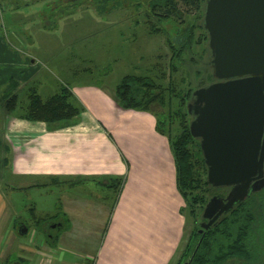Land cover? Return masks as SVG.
Returning <instances> with one entry per match:
<instances>
[{"label": "crops", "instance_id": "0c3cea01", "mask_svg": "<svg viewBox=\"0 0 264 264\" xmlns=\"http://www.w3.org/2000/svg\"><path fill=\"white\" fill-rule=\"evenodd\" d=\"M84 1L0 0V264H74V252L60 250L75 242L94 244L88 250L91 264H179L190 217L171 139L158 128L154 111L121 106L114 94L119 82L97 85L80 77L93 64L110 65L101 59L113 46L87 45L91 30L117 31L127 19L131 27L140 24L132 22L131 11L119 16L114 0L109 9L88 12L82 11ZM117 34L124 47L125 35ZM86 51L105 55L87 62ZM11 78L19 82L23 104L7 113L3 98ZM63 85L84 106L79 117L52 125L25 117L30 92L46 98ZM117 178H124L119 193ZM89 183L102 190L88 189ZM54 185L62 190L60 206L52 211L31 195L32 218L19 223L28 227L21 234L18 201L7 190L43 195ZM85 203L102 213L94 230L78 229L76 213Z\"/></svg>", "mask_w": 264, "mask_h": 264}, {"label": "trees", "instance_id": "16d2710c", "mask_svg": "<svg viewBox=\"0 0 264 264\" xmlns=\"http://www.w3.org/2000/svg\"><path fill=\"white\" fill-rule=\"evenodd\" d=\"M146 2L149 5L146 17L150 33L167 34L172 51L171 71L179 69L174 62L179 61L182 67L186 68L187 76L177 82L170 79L166 86L164 83L166 74L163 71L155 77L128 73L121 78L114 94L124 108L155 112L152 107L155 104L165 106L168 103L170 106L167 120H161L156 115L158 128L171 139L178 186L195 221L208 201L210 185L199 141L190 131L191 116L187 104L195 88L217 80L210 63L208 33L203 25L206 0H146ZM140 5L141 1L137 3V6ZM166 24L175 26L173 36L169 35ZM186 55H191L188 60L190 65L197 66L194 70L195 78L199 79L197 87H192L191 80H187L193 71L191 67L187 68L189 65L188 61L185 62ZM4 93V109L7 113L22 107L19 82L15 78L10 79ZM28 100L25 117L49 125L75 120L84 109L66 85H63L58 93L46 98L35 91L30 92ZM113 183L119 193L124 178L114 179ZM260 197L258 200L255 195L250 196L204 235L199 234L196 225L190 232L179 264L191 258L190 264H222L231 257L256 260L255 243L264 238V192Z\"/></svg>", "mask_w": 264, "mask_h": 264}, {"label": "water", "instance_id": "95a60500", "mask_svg": "<svg viewBox=\"0 0 264 264\" xmlns=\"http://www.w3.org/2000/svg\"><path fill=\"white\" fill-rule=\"evenodd\" d=\"M203 25L217 81L192 92L190 131L209 185L232 190L208 200L199 232L264 186V0H206Z\"/></svg>", "mask_w": 264, "mask_h": 264}, {"label": "rangeland", "instance_id": "374dc122", "mask_svg": "<svg viewBox=\"0 0 264 264\" xmlns=\"http://www.w3.org/2000/svg\"><path fill=\"white\" fill-rule=\"evenodd\" d=\"M116 2V6L118 7V15L123 16L122 12L124 10H127L128 12L131 11V14H133L134 20L132 22H136V20L139 22L140 25L136 27V24H134V27H131L130 19H127V22H121L117 26V31L114 29H108L107 32L104 34H97L96 30L93 31L91 36H88L86 41L87 45H94L98 41H103L107 43L108 45H112L111 51H108L107 53H110V55H106L104 58L101 59V61H104L105 65L110 62L109 67L101 66L97 64H93L90 70H87L86 72L81 71L80 77L82 79H85L89 82H95L97 85H112L114 87L115 84H117L121 78L128 74V73H135V74H142V75H151L155 77V75H160L161 72H165L166 78L164 79V83L166 86H168L170 79H173L174 81H179L182 77H186V68L182 67V64L179 61H174L177 66V71H171L170 69V60L172 56L171 48L169 47V43L167 41V34L164 33H150V28L148 24V19L146 17V11L149 8L148 2L146 0H114ZM141 1L142 5L137 6V3ZM113 0H99L98 2H93L92 0H85L83 2V12H88L91 9H88V7H94L99 8L100 6L102 9H109L111 6L110 3H112ZM123 10V11H122ZM93 11V10H92ZM7 12L5 15L7 16ZM118 17V16H117ZM85 20H83V23ZM91 23V22H88ZM95 23H91L92 27ZM86 25V22L84 23ZM87 27V25H86ZM166 27L168 28L169 35H174L175 32V26L173 24H166ZM184 27V26H183ZM177 28V27H176ZM85 29V27H84ZM89 31V30H88ZM128 32V33H127ZM134 32V35L131 36V33ZM117 33H121L123 36L122 40L125 42V46L123 47L121 44V36ZM133 47V53L129 50H125V48L131 49ZM99 51V50H98ZM87 52L86 61H89V57H93L94 61L100 59L105 55L103 52L102 56H96L97 52ZM110 56L112 57H118L117 61H110ZM191 55L185 56V62L189 60ZM113 59V58H112ZM103 63V64H104ZM186 63H184L185 65ZM188 67H191V70L193 71L190 77H187V80H191L192 87L198 86L199 79H196L194 76V70H196L197 66L190 65V62L188 61ZM198 88V87H197ZM196 89V88H195ZM23 104V103H22ZM153 110L157 112L159 118L161 120H167V113L170 110V106L168 103L165 106H162L160 104H155L152 106ZM168 126V125H167ZM88 189H92L93 191L100 188L102 190L101 186H97L94 183L87 184ZM48 193L43 195H38L37 191H31L29 193H10L9 190H7V195L14 199L15 201H18L16 203L17 211H19V220L17 221V228L19 230L21 224L20 222H27L30 223V220L32 218L30 211L28 210V205L31 203V197L33 196L34 199H36V202L38 201V204H42L44 206L48 205L52 211H55L57 207L60 206V198H62V190L59 191V188L57 186H52L50 188H47ZM73 191V190H72ZM32 195V196H31ZM90 195V194H89ZM91 196V195H90ZM8 197V198H9ZM83 199L90 200L89 196L82 195ZM94 203V201H93ZM90 206H93L92 204H84L80 207H78V212L76 213V217L78 220L81 221L80 225L78 226L79 230H91L98 226L95 222V218H101L102 213L99 211L94 210V208H91ZM187 211V218H189L188 225H187V234L190 233V231L197 225V221L201 220L202 213L198 216L197 220L193 222L191 219V214L189 213L190 208L189 206H186ZM95 209H97L95 207ZM98 210V209H97ZM88 215V217L86 216ZM189 216V217H188ZM102 220V218H101ZM100 222V220H99ZM84 246V247H83ZM76 243L73 247H67L64 246L60 250L61 253H66L67 251L74 252V264H85L88 261L89 264H91L92 259H89V253L88 250L91 249V247L94 246V244L90 243L87 244V246ZM86 247V248H85ZM89 259V260H86ZM13 260V258H12ZM78 260V261H77ZM85 260V261H84ZM236 260L230 259L229 263H235Z\"/></svg>", "mask_w": 264, "mask_h": 264}, {"label": "flooded vegetation", "instance_id": "af4514ba", "mask_svg": "<svg viewBox=\"0 0 264 264\" xmlns=\"http://www.w3.org/2000/svg\"><path fill=\"white\" fill-rule=\"evenodd\" d=\"M197 140L199 141V144H200V140L199 139H197ZM262 177L264 178V175ZM231 190H232V186L214 187V186L210 185L209 190H208V200L214 196H220V197L226 198ZM262 192H264V186L257 191L249 192V195L247 196V198L243 202H245L252 195H255V197L259 200L261 198L260 194ZM243 202L235 203L234 207L230 211H228L227 213H222L217 219H215L214 222L211 224L209 229H203V231L199 232V230L201 229V223L209 221V219L202 217L201 220L197 221L199 234L204 235L207 230L214 228L215 225L218 224L224 218V216L226 214L231 212L237 205H240ZM202 214H203V211H202ZM255 246H256L255 250L257 251V254H255V257H257L256 260L255 259H253V260L246 259L244 257H231L229 259H226L222 264H264V238L259 239L255 243ZM230 259H234V260H236V262L235 263H229Z\"/></svg>", "mask_w": 264, "mask_h": 264}]
</instances>
